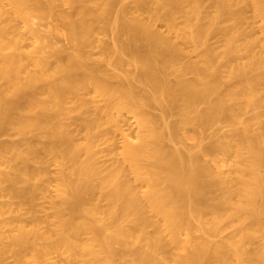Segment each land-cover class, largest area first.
<instances>
[{"label":"bare ground","instance_id":"6f19581e","mask_svg":"<svg viewBox=\"0 0 264 264\" xmlns=\"http://www.w3.org/2000/svg\"><path fill=\"white\" fill-rule=\"evenodd\" d=\"M49 15L68 48L33 26ZM222 122L229 133L203 141ZM10 129L0 264H264V0H0Z\"/></svg>","mask_w":264,"mask_h":264},{"label":"rangeland","instance_id":"374dc122","mask_svg":"<svg viewBox=\"0 0 264 264\" xmlns=\"http://www.w3.org/2000/svg\"><path fill=\"white\" fill-rule=\"evenodd\" d=\"M65 8L67 10L69 9L68 7H65ZM33 20H34L33 21V23H34L33 26H35V28L39 29L46 36V38L53 43V46L54 47L59 48V49H61V48L62 49L63 48L64 49L65 48H68V46L70 45V43L68 42L69 40H68V38L66 36L64 27L60 24L59 20L56 18L55 15H49V16H47L45 18L34 17ZM19 24L21 26L23 25L22 22L19 23ZM160 27H162L164 29L163 26H160ZM62 32H64V33H62ZM211 41L212 42H217L218 40H217V38H212ZM26 42H28V41L26 40L24 43H26ZM48 50H50V49H48ZM257 50H258V48H257ZM173 116H175V115H173ZM173 116H171V118H170L171 120H174V118L176 117V116L175 117H173ZM133 119L134 118L129 114L128 119L123 122V126H124V129H125L126 133H128L129 135L131 134L132 138H135V133H136V129L137 128H136L135 121H133ZM222 123H224V122H222ZM73 128L76 131V128L77 127H73ZM229 129H230V127L227 124H225V123L224 124H221L220 123V124H217V125L215 124L214 126H211V127L207 128V129H204V131L202 130L201 133L200 132H198V133H200L199 135L202 134L203 135L202 137H205V138H203L204 139L203 141H206V143H210V142H213V141L217 140V138H221V137L225 136L226 134H228L229 133ZM79 130L80 129L77 128V131L75 132L73 130V133L75 132V135L76 136L81 137L82 132L80 133ZM187 130H188V128H187ZM187 130L186 129L185 130H182V132H184V131L186 132ZM189 131L190 132H187V133H190L191 134V132L192 133L194 132V131H191V128H190ZM29 135H31V134H28V136H27V137H29V140L30 139L32 141L38 140L36 136L34 138V135L33 134H32L33 136L32 135L29 136ZM219 136H221V137H219ZM0 140L1 141H5V142H7V141H9V142L10 141H14V142L17 141L18 142L20 140V136L16 133V131L14 129L13 130L10 129V130H8L7 133L0 135ZM115 141H116L117 146H120L121 145V141H122L121 135H118V136L116 135L115 136ZM102 143L100 144V147H101V150L103 148V151L100 154V158H101V161L106 165V164L111 163L113 160H115V157L113 156L114 153L109 152V151L108 152L106 151V148H105L106 147V143L105 142H102ZM194 144H195V141H193V139H191L189 141V144L188 145L189 146L190 145L191 146L193 145V147L196 149L198 146L195 147ZM22 148H23V146H22ZM198 149H199V147L197 148V150ZM219 155H218V157H215V156L213 157L212 155H206V154H204V155H202V160H203V162L204 161L205 162H209V164H211V166L213 168H216L217 165L219 166V165H223V163L225 164L224 158H222L223 156L221 154H219ZM47 159H49V158H47ZM47 159L45 158V160H47ZM44 164H46L45 166H47V167H45V166L44 167L47 168V170H49V172L47 171V175H46L47 176L46 177L47 182L49 183L48 186H50L49 187L50 189L48 188L49 189L48 193L50 192L49 194H52L51 195L52 197L50 196L49 198H54L55 197V190H53V189L55 188V181H56V177L54 175H56L55 174V171L57 172V165L52 161V159H49ZM44 164H41V165H44ZM38 165L40 166V164H38ZM222 168L223 169L225 168V170H226L227 166L224 167V165H223ZM223 169H221V170L222 171H225ZM49 194L47 196H49ZM39 198L40 199H37L38 200V204H40V205H38V207H39V210L38 211L39 212H37V214L40 217H46L45 215L47 213L45 214V212H46L45 206L47 207L49 205V203H48V200L49 199H47L48 197L45 198L43 196H41ZM5 199H7V198H5ZM40 208H42V209H40ZM8 214L9 213L6 212L4 215H0V221L2 219L4 220L5 218L9 217L10 214L9 215ZM3 217H5V218H3ZM4 230H6V227H1L0 228V232L1 231H4ZM228 230L230 231V228H228ZM60 256H61L60 254H58L57 252H54V253L51 254L50 257H51L52 260H59V259H61ZM13 259L14 258H13L12 255H8V256H6L5 262L6 263H9V261H10V263H11V261H13ZM78 261H76L74 264H81V262L80 261L78 262Z\"/></svg>","mask_w":264,"mask_h":264}]
</instances>
